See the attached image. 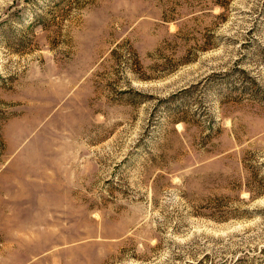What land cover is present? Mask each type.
<instances>
[{"label":"rangeland","instance_id":"374dc122","mask_svg":"<svg viewBox=\"0 0 264 264\" xmlns=\"http://www.w3.org/2000/svg\"><path fill=\"white\" fill-rule=\"evenodd\" d=\"M0 264H264V0H0Z\"/></svg>","mask_w":264,"mask_h":264}]
</instances>
